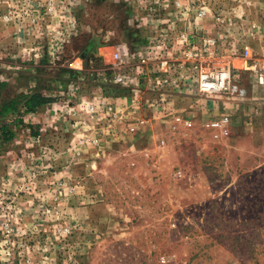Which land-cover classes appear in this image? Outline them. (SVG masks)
I'll use <instances>...</instances> for the list:
<instances>
[{"label": "rangeland", "instance_id": "374dc122", "mask_svg": "<svg viewBox=\"0 0 264 264\" xmlns=\"http://www.w3.org/2000/svg\"><path fill=\"white\" fill-rule=\"evenodd\" d=\"M186 8L0 0V108L17 103L0 117V264H264V89L244 67L264 63V0ZM181 33L235 53L231 81L246 96L151 92L149 53L180 59ZM121 46L128 86L112 81ZM33 94L47 103L26 111ZM99 96L122 118L83 127L80 104ZM163 97L164 110L151 106ZM220 115L230 135L214 140L203 124Z\"/></svg>", "mask_w": 264, "mask_h": 264}, {"label": "built area", "instance_id": "2783aa9c", "mask_svg": "<svg viewBox=\"0 0 264 264\" xmlns=\"http://www.w3.org/2000/svg\"><path fill=\"white\" fill-rule=\"evenodd\" d=\"M192 0H170L171 8L178 10L188 16L190 9L186 5ZM207 14V9L200 6L195 9V15L202 18ZM153 24V22H152ZM180 43V59H175L174 62L171 53L164 56L162 45H155L154 50L149 53L153 57L152 60L158 61V67L155 70L149 71L148 84L151 92H161L166 88L176 87L180 89L192 88L199 95L211 96L219 94H229L237 98H243L247 92L244 88L231 81V56L218 55L217 46L214 38H203L199 40L196 36L188 34H179ZM199 42L196 44V42ZM202 47L198 48L201 44ZM159 43V42H157ZM122 53L127 54L128 50L125 46L119 48V52H114L112 55L113 62L117 65L112 75V81L120 86H128L133 83L130 76L121 72L120 65L122 63ZM170 55V56H168ZM247 56V52L245 58ZM177 62V67L172 63ZM245 69L254 76L256 86L264 89V63L247 62L244 64ZM153 80H158L154 83ZM164 97L157 102H153L151 106H157L161 110L165 109ZM81 111L84 117L78 118L80 125L87 126L89 120H109L117 123L122 117L121 112L113 102L104 97H96L93 100L82 101L80 104ZM173 122L183 123L185 126H190L191 123L183 120L180 116L173 117ZM147 120H137V125H144ZM231 122L228 116L220 115L217 118L209 119L203 124V128L208 132L212 139L221 140L229 137L231 130ZM8 227V224H5Z\"/></svg>", "mask_w": 264, "mask_h": 264}, {"label": "trees", "instance_id": "16d2710c", "mask_svg": "<svg viewBox=\"0 0 264 264\" xmlns=\"http://www.w3.org/2000/svg\"><path fill=\"white\" fill-rule=\"evenodd\" d=\"M46 103H47V100L42 98V96H40L39 94H33L25 98V102H23L22 107H24L26 111H34ZM16 106H17V103L15 102L14 99L4 104L0 108V117H3L15 111ZM1 129H2V132H4V128L2 127Z\"/></svg>", "mask_w": 264, "mask_h": 264}]
</instances>
